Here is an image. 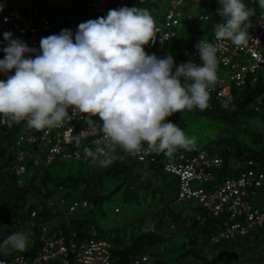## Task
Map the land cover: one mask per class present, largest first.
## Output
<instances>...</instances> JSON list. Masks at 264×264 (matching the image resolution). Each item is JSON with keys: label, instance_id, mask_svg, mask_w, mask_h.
Listing matches in <instances>:
<instances>
[{"label": "clouds", "instance_id": "9594fccd", "mask_svg": "<svg viewBox=\"0 0 264 264\" xmlns=\"http://www.w3.org/2000/svg\"><path fill=\"white\" fill-rule=\"evenodd\" d=\"M257 2L264 10V0ZM218 4L221 7L216 13L222 22L215 25V39L246 46L253 10L244 0H218ZM5 7L0 3V12ZM77 26L75 33L62 29L59 34L42 37L39 52L24 40L13 38V33H3L6 46L0 45V52L5 53L0 73L7 79L0 80V122L6 119L8 126L26 122L28 128L44 130L80 113L87 127L74 141L79 145L89 131L102 134L94 142L95 148L84 149V158L101 168L145 150L171 156L178 149L194 146L195 137L168 117L208 107L210 90L217 81V46L202 38L195 45L199 63L177 64L171 54H149L144 46L154 44L161 32L149 10L136 6L110 9L106 17ZM160 42L164 43L162 35ZM12 70L14 74L9 75ZM117 148L124 155H118ZM214 175L213 183L220 182ZM24 182L19 180L21 185ZM180 191L181 185L179 199ZM78 202L71 204V211ZM93 229L97 235L99 230L94 226L88 233L93 235ZM58 238L65 241L64 236L46 237L45 241ZM28 244V235L17 231L0 242V249L23 251ZM17 256L29 262L36 258Z\"/></svg>", "mask_w": 264, "mask_h": 264}, {"label": "trees", "instance_id": "16d2710c", "mask_svg": "<svg viewBox=\"0 0 264 264\" xmlns=\"http://www.w3.org/2000/svg\"><path fill=\"white\" fill-rule=\"evenodd\" d=\"M172 0H128V3H122L120 0H108L109 7L111 9H119L120 7L133 5L140 8H147L150 12L154 6L160 5H168V10L166 11L163 17V25L156 24L157 27H161L164 30H172L175 32L174 36H171L167 39L165 43L171 39H176L179 41L178 33L176 27L179 26L182 22V18L185 19L187 23L188 29L193 32V41L191 45L194 43L196 36L198 38L203 37L206 31H212L210 38L214 35V28L218 22H222V17L216 13V10L221 6L218 4V0H181V3L177 7V12L180 13L178 15L179 23L178 24H170L167 25V16L169 10L172 8ZM95 2H100V0H68V2H63V4L58 5L55 8V14L49 16L45 11L41 8L44 0H35L29 2V5L33 7L32 12L28 13L30 10V6L27 4L24 6L26 13H24L21 9L22 5L16 4L17 1L6 5L4 11H8L13 8L19 9L24 16L27 18H34V22L39 24L42 20L43 16H47L50 20L57 22V26L60 29H66V27L77 26L82 22H86L90 19H97L100 16L99 13L95 11V7L92 4ZM245 4L253 10V15L250 17L248 22V32H250L255 27V22L259 19L261 13L264 12L257 2V0H244ZM50 7V6H49ZM49 7L45 8L46 10ZM81 13L83 16L82 20L78 19L77 14ZM157 17V16H156ZM158 18V17H157ZM157 21V19H155ZM201 25V28L198 29V26ZM208 33V32H207ZM206 33V34H207ZM4 42L3 32L0 31V43ZM2 45V44H0ZM191 45L187 51L190 50ZM162 47V48H163ZM182 48V46H181ZM180 48V56H183L184 48ZM186 51V52H187ZM159 55V53H158ZM5 57V53L0 52V59ZM178 57V58H179ZM238 58V56H237ZM246 57H241V61ZM247 60V59H246ZM245 63V62H244ZM258 81L252 82L249 81L245 88L242 90L241 96L237 97L228 108L222 106L220 100L217 98L216 93L210 91V97L208 101V107L204 110H200L198 108L193 109L192 111L185 110L182 114L181 112L174 113L171 117H168L173 123H177L179 127H181L185 133L191 126H194L195 123H198V126L207 127L210 120L217 118H224L229 124L222 127L223 131L228 130L232 132L234 128H238V131L242 129L246 132V135H242L241 137L238 134L233 137L231 136H223L217 138V141H221L222 139L227 140L226 146L220 148L218 153L213 151L210 148H207L210 151L211 156L217 154L218 157L222 158V164L220 166H211L207 168V170H211L215 172L217 176V180L221 181L225 178H232L241 175L242 172L249 168H254L257 173L264 172V68L258 70ZM0 79L6 80L3 77V73H0ZM233 106V109H232ZM229 112V110H231ZM95 119H99L96 117ZM75 122L73 121L72 124ZM82 125V124H80ZM233 126L231 128L229 126ZM230 128V129H229ZM31 128H28L26 122H21L19 124H12V126H8V124H4L0 122V156L4 157L6 160L0 167V210L6 208H10L14 219L12 218V223L9 225L5 231H0V242H3L8 238L11 234L22 231L29 237V244L23 251L11 250V249H0V258L11 259L14 256L22 255L26 258L33 259L37 257L39 252L42 250V247L45 243V238L48 236L44 235V232L48 230L46 222L49 220L55 221L58 217V210L53 207V205L45 206L42 210L38 209V203L31 199L32 195L41 193H46L47 195H52V190L47 186V181H54L60 184V187L68 188L66 197L70 195V193L80 191L82 201H79L76 205L77 207L87 208L91 207L94 209L98 203L103 201L106 196H109L110 193L116 192L118 189L124 184V180L130 178L133 173L134 163L135 161L148 163V166H154L155 168H160L168 174L174 175L179 179V188L181 185L180 175L176 172L166 170V163L169 160H172L176 163H180L183 161L181 156L185 155V157H192L195 155L191 149H178L171 156H167L163 153L157 154L155 152H151L146 155V157L141 160L137 155H124L123 150L117 148L118 155H124L123 159H117L112 165L106 168L102 173L99 172H91L88 170L84 172L83 169L77 168L74 170L75 160L81 162L90 161L89 158H84V149L86 147L95 148V143L93 142L95 135H90L86 137L84 140L83 147L77 149L73 145H68L67 150L71 149V151H78L80 153V157H65L63 154H57L51 161H48L46 153H38L36 150L43 145V142L39 141L37 143H23L19 144L20 136L24 133H28ZM100 133H96L99 135ZM232 141V142H231ZM40 145V146H39ZM147 148V146L145 145ZM204 148V147H203ZM21 150H25L28 152L26 158L24 160L19 159V154ZM8 154V155H7ZM45 156V165L41 167L39 171H35L34 173H30V165H32L35 160L37 161V157ZM59 158H64V161L59 163ZM74 160V162H72ZM248 160H252V164L248 165ZM58 161V165L60 164L63 167V171H57L56 175L53 174V171H48V167L52 166L54 162ZM70 161V162H68ZM185 162V161H184ZM20 163H26L28 165L27 169L22 173L17 172V167ZM158 165V166H156ZM5 168V169H4ZM86 173V174H85ZM25 174H30L29 180L26 181L24 178ZM102 174V178L100 176ZM219 175H226V177L221 178ZM114 178L120 176L123 181L115 186L110 193L103 194L100 190L104 188V179L105 177ZM104 177V179H103ZM135 177H139L136 174ZM24 179V185L19 184L20 179ZM200 182L198 187H205L208 190L209 187H206L204 182L202 186V181ZM162 185L158 184L155 186L156 188ZM214 183L212 185L213 189ZM264 186V178L261 182V185L258 188H253L258 190ZM130 187V186H129ZM250 188V187H249ZM39 191L41 193H39ZM46 191V192H45ZM158 191V190H157ZM155 193V192H154ZM85 200V204L84 201ZM180 201H190L192 199H179ZM248 200V199H247ZM45 202V200H42ZM249 201V200H248ZM250 202V201H249ZM204 204V202H201ZM252 205L253 203L250 202ZM205 205V204H204ZM70 206L68 210H70ZM206 206V205H205ZM257 208H260L263 212L264 209L259 205H254ZM207 211L209 213L205 215H199L198 217H194L191 223V232L187 233V236H190V233L193 234L194 238L191 241H197V235L202 233L203 236L208 239V241L212 244H217L221 240H229L236 235H249L252 232V228L247 233H237L231 237H221V233L225 229V222L228 219L227 212L216 215L214 209L211 206H206ZM23 211V212H22ZM36 211V214L33 215V212ZM71 211V210H70ZM16 217V218H15ZM20 217V219H19ZM41 218L42 226L38 229L34 224H32L33 219L39 220ZM241 221L246 223V216H241ZM59 225H54V228L58 232L54 237L64 236L65 243L69 244V241L79 242L82 240L81 238L94 237V235L88 233L90 227H97L99 230L96 238L106 240L103 237L102 229L98 226L94 219L91 216L86 217H72L69 222H61L57 223ZM26 227L27 229L24 230ZM46 227V229H44ZM260 228V226H255L253 230ZM53 238V237H49ZM116 239H120L116 237ZM162 237L154 232H137L130 241L125 243L122 247H114L112 243L106 240L110 244V251L112 254L111 262L112 264H134L136 258H143L144 256H148L149 260L147 263L141 262L140 264H150L151 262V253L150 250L152 247H156L160 244ZM82 242V241H81ZM185 246L184 244L182 245ZM179 247V246H172ZM195 249V248H194ZM196 252V251H195ZM186 253H184L185 255ZM223 259H227L226 257H221ZM72 259V257H71ZM234 259V258H232ZM74 260V258H73ZM230 260V259H228ZM160 262V259L156 260V263ZM152 263V262H151ZM41 264H64L59 257L51 258L47 261H43Z\"/></svg>", "mask_w": 264, "mask_h": 264}, {"label": "rangeland", "instance_id": "374dc122", "mask_svg": "<svg viewBox=\"0 0 264 264\" xmlns=\"http://www.w3.org/2000/svg\"><path fill=\"white\" fill-rule=\"evenodd\" d=\"M13 1L14 0H0V3L7 5ZM16 1V4L22 5L21 9L26 13L27 11H25L24 6L26 4L30 6L29 2L32 0ZM66 1L68 2V0H44L41 8L46 14L52 16L55 14V8ZM33 7L32 5L30 6L28 13L32 12L31 8ZM47 7H49L48 10L45 9ZM167 10L168 5L165 4L154 6L152 11L149 12L154 19H157L156 24L163 25L162 19ZM77 16L79 20L83 19L81 13H78ZM200 28L201 25L198 26V29ZM176 30L179 41L177 42L176 39L167 41L163 48L158 49V57H165L171 54L176 61L181 55L179 51L181 46L186 51L189 49L193 41V32L188 29L184 18H182V22L176 27ZM206 33L203 37L210 38L212 31H206ZM0 44L4 47L6 46L4 42ZM243 61L246 63V58H244ZM229 72V67H222V76L227 77ZM232 109L229 110V112H231ZM226 124L228 125L229 122L224 118L210 120L207 127L202 128L198 126V123H195L194 126L189 128L187 135L195 137V145L202 148H210L218 153L220 148L226 146L227 141L224 139L217 141V138L221 135L222 138L223 136L233 137L237 134L240 137L246 135L245 131L242 129L238 131L237 127L234 128L231 125L229 127L234 128L232 132L225 129L223 131L222 127ZM36 159L37 161L35 160V162L30 165V173L39 171L41 167L45 165L44 155ZM59 159V163L61 161H66L64 158ZM5 160L4 157L0 156V167ZM58 161L48 167V171H53L55 175L57 171H63V167H61L60 164L58 165ZM72 162H74V160ZM74 163V170L80 168L83 169L84 172L90 170L91 172H97V174H99V172L102 173L108 168H101L91 161L81 162L75 160ZM133 166V173H135V176L136 174L139 175V177L132 175L130 178L125 179L121 189H118L114 193H110V191L120 184L123 179H121L120 176H114V178L104 176L105 179L103 177L104 188L100 191L103 194L110 193V195L106 196L94 209H91V207H77V209L73 211L68 210L69 205L75 200L82 201L81 194L79 193L80 191H71L72 193L66 197L67 191H69L68 188L60 187L58 182L47 181V186L52 190V195H47L39 191L42 195L39 196V194H36L31 196V199H34L35 202L38 203L39 210H42L45 206L53 205V207L59 211L55 221L49 220L46 222L48 230L44 232V235L48 237L56 236L58 232L54 228V225H59L57 223L69 222L72 217L91 216L94 222L102 229L103 237L112 243L114 247H122L125 243L130 241L137 232L142 233L151 231L159 234L162 237L160 244L149 249L152 262H150V264H264V227L255 230H253V227L249 235H236L229 240H221L217 244L210 243L202 233L197 235L196 242L191 241L194 236L190 233L188 237L187 233L191 230L190 226L194 217H198L199 215L206 216L211 209L207 211V207L201 203L199 199L193 198L190 201H179L178 194L180 182L178 177L168 174L160 168L148 166V163L145 164L144 162L135 161ZM101 175L102 174H100V176ZM29 176L30 174L24 175L26 181L29 180ZM219 177L224 178L226 175H219ZM158 182L162 185L163 194L157 191L158 188L155 187ZM204 184L206 187H209V191L212 190L213 182H204ZM199 185L200 182L193 183L194 187H198ZM246 198L252 202L253 205H259L264 209V186L258 190L248 188ZM42 200H45V202ZM116 208L119 209L116 210ZM10 210L9 207L6 208V210H0V231L3 233L6 232L5 230L9 228V225H16L12 223V218L14 219V217ZM178 213H181L186 220V226L182 227L180 225ZM41 218L42 217H39V220L33 219L32 222L38 229L42 226ZM158 219H160V221ZM146 222L149 224L148 226L145 225ZM24 228V230L27 229L26 227ZM116 237L120 239H116ZM183 244L185 245L184 247L182 246ZM172 246L179 247H173V249H171ZM223 250L234 251L238 254L239 258L230 260L223 259L220 257L221 251ZM184 253L186 254L184 255ZM158 259H160V262L156 263Z\"/></svg>", "mask_w": 264, "mask_h": 264}, {"label": "built area", "instance_id": "2783aa9c", "mask_svg": "<svg viewBox=\"0 0 264 264\" xmlns=\"http://www.w3.org/2000/svg\"><path fill=\"white\" fill-rule=\"evenodd\" d=\"M122 3H128V0H120ZM143 1V0H142ZM172 8L169 10L167 16V25L178 24L179 19L177 7L181 0H172ZM95 11L101 17H106L109 7L108 0H100L92 4ZM133 7V5H127ZM7 17V20L5 18ZM100 18V17H99ZM78 26L66 27L73 33L76 32ZM161 33L156 34V42L151 45H145V51L149 54L158 55V49L163 47L161 44V35L164 42L171 36L175 35L172 30H164L158 27ZM0 31L11 32L14 34L13 38H20L24 40L29 47L34 48L39 52L40 41L42 37H47L52 34H59L60 29L57 22L50 20L47 16H43L39 24L34 22V18H27L22 12L13 8L8 11L0 12ZM249 33V40L246 46H236L231 41H217L215 35L208 41L215 44L218 48L217 52V81L212 86L210 91L216 93L222 106L229 107L230 104L241 96L242 90L246 84L251 80L258 81V70L264 68V12L261 13L259 19L255 22V27ZM202 38L196 39L191 45L189 51H183L182 57L177 59V64L186 63L190 60L200 62L199 54L195 45ZM33 57L36 53L30 54ZM238 56V58H237ZM241 57H246L247 62L241 61ZM222 67H229L230 72L227 77L221 75ZM12 70L9 75L14 74ZM7 79V76L3 74ZM71 114V113H70ZM75 122L72 124V122ZM6 124V119L4 122ZM82 124V125H79ZM85 121L80 113H76L70 120L63 124L53 127L51 129L35 130L32 129L28 133L20 136L19 144L23 143H37L43 142L40 148L36 151L38 153H46L48 161H51L57 154H63L65 157H80L78 151L67 150L68 145H73L77 149L83 147L84 140L90 135H95L93 142L100 139L102 134L96 135L93 132H86L81 143L77 145L74 137L84 131L86 128ZM146 149V147H145ZM191 149L195 152L192 157L181 156L183 161L176 163L172 160L167 161L166 170L176 172L181 178L180 199H199L207 206L214 209L216 215L227 212L228 219L225 222V229L221 233V237H231L237 233H247L252 227H264V212L252 205L246 198L248 188H258L264 178V172L257 173L254 168L245 170L240 176L233 178H226L220 182H215L213 189L209 191L205 187H194L195 181L213 182L215 179L214 172L207 170L211 166H220L222 159L217 155L211 156L207 148H200L199 146H192ZM152 151L145 150L138 154V158L143 160L146 155ZM27 151L21 150L19 159L24 160ZM185 161V162H184ZM252 160H248V165H251ZM27 164L20 163L17 167V172L22 173L26 170ZM77 204V203H76ZM246 216L247 222L241 221V216ZM94 237L85 239L82 242L70 241L65 243L63 238L46 239L41 252L33 262H29L23 257L16 256L11 260L0 258V264H40L51 258L59 257L64 264H112V254L110 251V244L103 240L96 238V230L93 229ZM72 257V259H71ZM74 258V260H73ZM148 256L136 258L134 264L141 262L147 263Z\"/></svg>", "mask_w": 264, "mask_h": 264}, {"label": "water", "instance_id": "95a60500", "mask_svg": "<svg viewBox=\"0 0 264 264\" xmlns=\"http://www.w3.org/2000/svg\"><path fill=\"white\" fill-rule=\"evenodd\" d=\"M220 257H226L227 259L238 258V254L229 250H224L221 252Z\"/></svg>", "mask_w": 264, "mask_h": 264}, {"label": "crops", "instance_id": "0c3cea01", "mask_svg": "<svg viewBox=\"0 0 264 264\" xmlns=\"http://www.w3.org/2000/svg\"><path fill=\"white\" fill-rule=\"evenodd\" d=\"M157 188H158V191H160L161 194H163V192H162V188H161L160 186H158ZM179 201H180V200H179ZM158 220L160 221V219H158ZM178 220H179V223H181L180 225H181L182 227H183V226H186V225H185V223H186L185 221H186V220L183 218V216H182L181 213H178ZM161 221H162V220H161ZM183 222H184V225H183ZM145 225L148 226L149 224L146 222Z\"/></svg>", "mask_w": 264, "mask_h": 264}]
</instances>
